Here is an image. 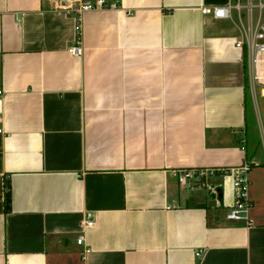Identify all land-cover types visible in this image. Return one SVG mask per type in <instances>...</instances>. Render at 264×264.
<instances>
[{
    "label": "crops",
    "instance_id": "obj_1",
    "mask_svg": "<svg viewBox=\"0 0 264 264\" xmlns=\"http://www.w3.org/2000/svg\"><path fill=\"white\" fill-rule=\"evenodd\" d=\"M54 1L0 0V264H264V53L250 66L236 47L258 17L107 0L84 13L76 57ZM245 160L248 219L227 218L230 176L175 175Z\"/></svg>",
    "mask_w": 264,
    "mask_h": 264
},
{
    "label": "built area",
    "instance_id": "obj_2",
    "mask_svg": "<svg viewBox=\"0 0 264 264\" xmlns=\"http://www.w3.org/2000/svg\"><path fill=\"white\" fill-rule=\"evenodd\" d=\"M52 9L55 11H60L68 14L74 18V31L75 38L72 46L69 47V52L76 57H81L84 54L83 46V16L85 12L104 10V9H117L118 5L114 2H108L107 0H56L52 2ZM245 9L251 16L255 15L256 10H258V22L254 30H246L240 23L241 30L243 32V37L236 42V47L243 49L244 45L247 46V52L249 56L250 66L255 65L259 62L261 54L264 53V0H247L245 4L242 0H232L229 4L225 6H214V7H204L202 11L207 16H212L216 19L232 18L234 11L241 12ZM253 80L256 84L260 85V94L264 97V84H261L260 77L257 74L253 75ZM2 95V90H0V96ZM3 129L0 128V133ZM243 150L246 149V138L242 139ZM251 170V164L247 160L237 168H218V169H181L176 171L175 175L178 182L184 188L192 189L196 186L206 185V178L209 175L223 174L230 176L233 179V191H234V203L227 213V218L232 221H238L240 219H248V212L250 208L249 200V187L250 178L249 172ZM95 225V219L93 217L87 216V218L82 221L81 227H93ZM77 243L79 245L85 244V239L83 236H79ZM91 251L89 247H85L83 254L84 256ZM198 256L201 252L197 253Z\"/></svg>",
    "mask_w": 264,
    "mask_h": 264
},
{
    "label": "trees",
    "instance_id": "obj_3",
    "mask_svg": "<svg viewBox=\"0 0 264 264\" xmlns=\"http://www.w3.org/2000/svg\"><path fill=\"white\" fill-rule=\"evenodd\" d=\"M9 194H10V191L8 190V192H7V197H6V201H7V202H9V200H10V195H9Z\"/></svg>",
    "mask_w": 264,
    "mask_h": 264
},
{
    "label": "water",
    "instance_id": "obj_4",
    "mask_svg": "<svg viewBox=\"0 0 264 264\" xmlns=\"http://www.w3.org/2000/svg\"><path fill=\"white\" fill-rule=\"evenodd\" d=\"M220 198H222V194L220 195ZM212 205H216V202L212 201V202L209 203V206H212Z\"/></svg>",
    "mask_w": 264,
    "mask_h": 264
},
{
    "label": "rangeland",
    "instance_id": "obj_5",
    "mask_svg": "<svg viewBox=\"0 0 264 264\" xmlns=\"http://www.w3.org/2000/svg\"><path fill=\"white\" fill-rule=\"evenodd\" d=\"M255 2H257V0H254ZM257 15H258V10H256V12H255V16L257 17Z\"/></svg>",
    "mask_w": 264,
    "mask_h": 264
}]
</instances>
